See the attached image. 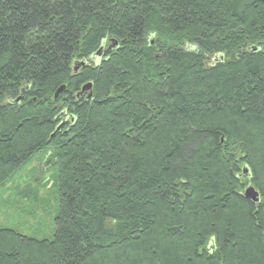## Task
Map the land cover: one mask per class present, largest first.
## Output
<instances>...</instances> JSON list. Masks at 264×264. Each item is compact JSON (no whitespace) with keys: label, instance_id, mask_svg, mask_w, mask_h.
Segmentation results:
<instances>
[{"label":"trees","instance_id":"trees-1","mask_svg":"<svg viewBox=\"0 0 264 264\" xmlns=\"http://www.w3.org/2000/svg\"><path fill=\"white\" fill-rule=\"evenodd\" d=\"M38 153L0 264H264V0H0V190Z\"/></svg>","mask_w":264,"mask_h":264},{"label":"rangeland","instance_id":"rangeland-1","mask_svg":"<svg viewBox=\"0 0 264 264\" xmlns=\"http://www.w3.org/2000/svg\"><path fill=\"white\" fill-rule=\"evenodd\" d=\"M92 60L95 61L96 58L92 57ZM48 159L46 153L35 154L30 162L18 170L10 183L0 190V228L14 229L37 239L54 237L58 202L48 190L50 184L47 189L39 185L38 202L41 204H33L19 195L20 191H33V186H38L35 185L40 178L49 180L50 174L43 173ZM34 178L36 183H33ZM29 186H32L30 190Z\"/></svg>","mask_w":264,"mask_h":264},{"label":"water","instance_id":"water-1","mask_svg":"<svg viewBox=\"0 0 264 264\" xmlns=\"http://www.w3.org/2000/svg\"><path fill=\"white\" fill-rule=\"evenodd\" d=\"M117 45H118V42H117V41H113L112 44L109 46V48H110V49H111V48H114V47L117 46ZM103 47H104V43H103V45H102V47H101L99 53H97V55H100V54L102 53ZM90 86H91V85L89 84L88 86H85L84 89H86L87 87L89 88ZM62 89H63V87L60 88V89L57 91V93H56V97L58 96L59 92H60ZM243 171H244V174H245V175L250 176V170H249V168H248L247 166H245V167L243 168ZM245 196L248 197V198H250V199H252V200H255V201H257V200L259 199L258 192H257V191L255 190V188H254L253 186H251V185L248 186V187L246 188V190H245Z\"/></svg>","mask_w":264,"mask_h":264},{"label":"flooded vegetation","instance_id":"flooded-vegetation-1","mask_svg":"<svg viewBox=\"0 0 264 264\" xmlns=\"http://www.w3.org/2000/svg\"><path fill=\"white\" fill-rule=\"evenodd\" d=\"M104 47H105V49H104V52H103V53H106L107 51L110 50V49L108 48V46H107V43H106V45H105ZM103 53H102L101 55H103ZM101 57H102V56H101ZM86 90H87V89H86ZM86 90L83 89V90L80 92L79 95L83 94ZM90 95H91V94H89V97H90Z\"/></svg>","mask_w":264,"mask_h":264}]
</instances>
